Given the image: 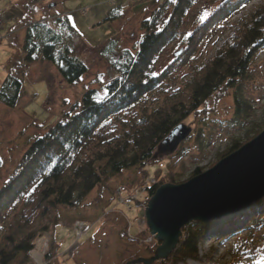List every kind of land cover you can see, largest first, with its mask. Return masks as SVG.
Returning a JSON list of instances; mask_svg holds the SVG:
<instances>
[{"label":"trees","instance_id":"obj_1","mask_svg":"<svg viewBox=\"0 0 264 264\" xmlns=\"http://www.w3.org/2000/svg\"><path fill=\"white\" fill-rule=\"evenodd\" d=\"M38 1L26 0L15 20L24 24L26 31L20 56L0 89V102L10 109L18 106L25 87L23 70L33 63L53 65L70 86L79 85L89 73L88 64L74 49L75 41L82 36L67 15L32 21ZM201 1L157 3L151 19L142 25L145 34L134 50L117 52V41L103 42L102 46H106L102 56H110V82L100 89H85L81 99L46 133L30 138L22 159L0 187V264H12L20 255L33 262L36 238L44 233L53 239L45 262L57 264L58 231L64 224L60 208L81 206L93 191L99 192L100 200L109 183L125 172L134 171V179L118 192H127L130 202L140 207L147 205L164 184H181L170 165L188 153L182 148L184 143L171 157L166 173L158 168L152 174L149 169L160 162L154 157L162 142L191 117L198 118L196 124L199 122L202 128H196L189 139L200 150L209 146L205 127L214 112L209 108L211 101L215 108L233 93L234 116L214 124L240 134L231 138L221 158L264 131V121L255 120L256 109L243 90L244 82L251 79L253 62L264 52V5L232 22V35L211 55L216 26L227 20L231 23L253 0H208L205 7L198 9ZM205 12L207 17L201 19ZM121 13V7L110 9L105 21L116 22ZM188 21H192L193 28L190 35H184ZM176 42L181 54L175 53L174 60L163 67L162 55ZM201 173L202 169L197 168L192 176ZM152 179L156 183L149 185ZM263 210L264 199L250 213L221 226L191 223L183 229L180 244L170 258L155 264L262 262L264 215L254 213ZM147 235L144 233V238ZM126 237L122 231L121 242L125 243ZM208 238L217 246L202 254L199 247ZM219 248L224 249V254L217 258ZM139 249L146 257L137 255L132 262L152 258L157 246L141 242Z\"/></svg>","mask_w":264,"mask_h":264},{"label":"rangeland","instance_id":"obj_2","mask_svg":"<svg viewBox=\"0 0 264 264\" xmlns=\"http://www.w3.org/2000/svg\"><path fill=\"white\" fill-rule=\"evenodd\" d=\"M162 1L40 0L35 3V13L32 14V18L30 17L32 21L56 20L64 15L68 16L72 25L82 36L81 40L75 41L74 49L77 56L88 64L89 73L83 77L79 85L70 86L62 80L56 67L49 63L36 62L24 68L25 87L18 106L10 109L0 102V157L3 160V168L0 170V187L22 159L30 138L46 133L70 110L73 104L81 99L85 89H100L102 85L110 82L112 78V71L109 68L110 56L109 58L102 56L103 48L106 46H102L103 42L117 41V52L134 50L145 34V29L142 28L143 23L151 19L157 3ZM207 1L202 0L197 8L205 7ZM25 2L26 0H0V89L20 56L26 27L24 24L19 25L15 20L22 13L21 6ZM261 5H264V0H253L231 20V23L227 20L218 24L210 43L211 55L215 54L232 35L234 27L232 22L249 16ZM115 7H121V18L116 22L105 21L107 12ZM192 28V21H188L184 35ZM178 44V42L174 43L162 55L160 62L162 60L163 67L174 60L175 53L181 54L182 49ZM117 54L115 53V56ZM250 76L251 79L244 82L243 90L256 109L255 120L263 122L264 52L260 53L253 62ZM209 108L214 110L209 116V126L205 127L208 137L206 141L209 146L200 150L188 137L182 142L184 143L182 148L188 153L170 165L178 175L177 179L181 178L182 183L193 178L192 175L197 168H201V174H203L224 159L225 157L221 158V155L231 145V138L240 134H234L233 132L236 131H228L218 123L214 124V122H226L234 116L233 93H229L219 101L215 108L214 102L211 101ZM197 120L198 118L191 117L180 125H185L192 135L196 128H202L199 122L196 124ZM182 143L175 151L168 153L160 151L159 147L160 152L156 153V160L160 162L150 168V172L153 174L160 168L163 173H166L171 157L179 153ZM162 172L161 175H163ZM133 179L134 171L125 172L122 177H116L109 183L108 189L104 190L100 200L97 199L99 192L93 191L81 206L75 209L60 208L64 227H60L58 231L57 264H129L137 255L146 257L139 249L141 242L156 245L159 248L158 241L150 234L145 218V210L149 203L140 207L135 202H130L132 199L126 195L127 192L123 195L118 192L119 188H123ZM155 183V179L149 181V185ZM146 188L147 185L142 187L143 190ZM140 193L144 192L140 191ZM252 209L253 207L214 223L221 226L236 216L250 213ZM254 214L264 215V210ZM248 218L251 219V216ZM122 231L127 236L125 243L121 242ZM144 233L148 234L146 239ZM127 240L136 241V243H128ZM216 246L217 244L208 238L199 248L202 254H206L211 247ZM52 247L53 239L50 234L39 235L32 253L33 262L27 260L24 255H20L12 264H48L45 262V257ZM223 254L224 249L219 248L216 256L218 258ZM260 256L262 262L255 263L249 260V264H264V252ZM187 264L198 263L188 261Z\"/></svg>","mask_w":264,"mask_h":264},{"label":"water","instance_id":"obj_3","mask_svg":"<svg viewBox=\"0 0 264 264\" xmlns=\"http://www.w3.org/2000/svg\"><path fill=\"white\" fill-rule=\"evenodd\" d=\"M191 135L180 125L163 141L160 151L173 152ZM264 199V131L219 161L209 171L181 184H166L150 200L145 218L150 234L161 245L150 259L129 264H154L169 259L183 229L211 224L249 210Z\"/></svg>","mask_w":264,"mask_h":264},{"label":"bare ground","instance_id":"obj_4","mask_svg":"<svg viewBox=\"0 0 264 264\" xmlns=\"http://www.w3.org/2000/svg\"><path fill=\"white\" fill-rule=\"evenodd\" d=\"M179 126H180V125H179ZM177 127H178V126H177ZM177 127H176V128H177ZM174 129H175V128H174ZM190 136H191V135H190ZM190 136H189V138H191ZM182 144H183V143H182ZM158 152H160V151L158 150ZM156 157H157V156L155 155V157H154L155 160H156ZM221 220H222V219H221ZM216 222H217V221H216ZM199 223H200V222H199ZM203 224H204V223H203ZM211 224H212V223H211ZM189 225H190V224H189ZM61 227H62V226H61ZM63 227H64V225H63ZM85 230H87V229H85ZM93 241H95V239H93ZM93 241H92V242H93Z\"/></svg>","mask_w":264,"mask_h":264},{"label":"snow or ice","instance_id":"obj_5","mask_svg":"<svg viewBox=\"0 0 264 264\" xmlns=\"http://www.w3.org/2000/svg\"><path fill=\"white\" fill-rule=\"evenodd\" d=\"M207 15H208V13L205 12V13H204V16H203L201 19H204L205 17H207ZM189 35H190V33H189Z\"/></svg>","mask_w":264,"mask_h":264}]
</instances>
